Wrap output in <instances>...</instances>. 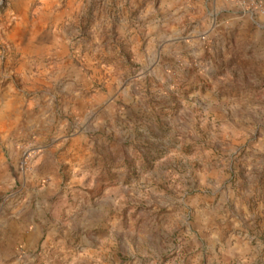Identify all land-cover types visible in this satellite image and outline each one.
Here are the masks:
<instances>
[{
    "label": "rangeland",
    "instance_id": "rangeland-1",
    "mask_svg": "<svg viewBox=\"0 0 264 264\" xmlns=\"http://www.w3.org/2000/svg\"><path fill=\"white\" fill-rule=\"evenodd\" d=\"M33 198V264H264V0H0V204Z\"/></svg>",
    "mask_w": 264,
    "mask_h": 264
},
{
    "label": "crops",
    "instance_id": "crops-1",
    "mask_svg": "<svg viewBox=\"0 0 264 264\" xmlns=\"http://www.w3.org/2000/svg\"><path fill=\"white\" fill-rule=\"evenodd\" d=\"M229 13L234 12L229 11ZM23 29L24 24L17 23L9 32V36L16 35V39H8V41L17 52L23 51L21 49L22 42L20 41ZM16 107V103L9 104L5 102L1 107V113L9 120L13 117V114L20 111V108ZM35 107H39V104ZM51 110V106L47 109L40 108L34 119L38 122L42 117L48 120ZM32 111L34 112V110ZM33 112L30 114H33ZM34 202L35 207L33 208ZM27 203V200L22 203L19 200H11L6 204H0V264H25L26 261L32 264L35 263L31 261L27 253L35 251L39 246L43 231H45V227L51 220L41 212L40 200L33 198L30 207H27Z\"/></svg>",
    "mask_w": 264,
    "mask_h": 264
},
{
    "label": "built area",
    "instance_id": "built-area-1",
    "mask_svg": "<svg viewBox=\"0 0 264 264\" xmlns=\"http://www.w3.org/2000/svg\"><path fill=\"white\" fill-rule=\"evenodd\" d=\"M223 2H226V3H233V2H237V3H246L247 0H221Z\"/></svg>",
    "mask_w": 264,
    "mask_h": 264
}]
</instances>
